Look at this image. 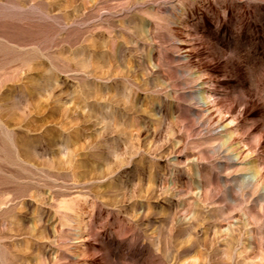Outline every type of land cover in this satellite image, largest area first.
I'll return each mask as SVG.
<instances>
[{"label":"rangeland","instance_id":"rangeland-1","mask_svg":"<svg viewBox=\"0 0 264 264\" xmlns=\"http://www.w3.org/2000/svg\"><path fill=\"white\" fill-rule=\"evenodd\" d=\"M0 264H264V0H0Z\"/></svg>","mask_w":264,"mask_h":264}]
</instances>
